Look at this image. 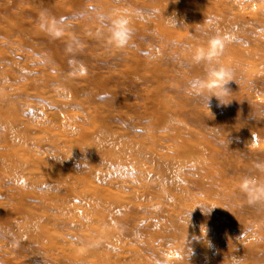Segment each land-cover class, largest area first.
Here are the masks:
<instances>
[{
  "label": "rangeland",
  "instance_id": "1",
  "mask_svg": "<svg viewBox=\"0 0 264 264\" xmlns=\"http://www.w3.org/2000/svg\"><path fill=\"white\" fill-rule=\"evenodd\" d=\"M210 30L235 75L207 107ZM246 178L264 185V0H0V264H264Z\"/></svg>",
  "mask_w": 264,
  "mask_h": 264
},
{
  "label": "clouds",
  "instance_id": "2",
  "mask_svg": "<svg viewBox=\"0 0 264 264\" xmlns=\"http://www.w3.org/2000/svg\"><path fill=\"white\" fill-rule=\"evenodd\" d=\"M108 41L116 48H125L131 39L132 30L126 10H117L114 18L107 26ZM206 36V47L195 49L192 60L195 64L205 66V75L195 77L189 82L190 94L208 107L210 99L216 97L221 104H227L223 99L230 94L227 87L229 81H233L235 70L232 67L221 63L225 41L218 34L211 30L204 33ZM241 191L248 196V202L254 204L264 200V185H260L255 179H244L241 184ZM233 264H242L241 258H233Z\"/></svg>",
  "mask_w": 264,
  "mask_h": 264
}]
</instances>
